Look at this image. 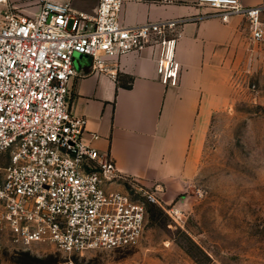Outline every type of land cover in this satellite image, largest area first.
Returning a JSON list of instances; mask_svg holds the SVG:
<instances>
[{"label": "built area", "instance_id": "2783aa9c", "mask_svg": "<svg viewBox=\"0 0 264 264\" xmlns=\"http://www.w3.org/2000/svg\"><path fill=\"white\" fill-rule=\"evenodd\" d=\"M127 1L98 0L88 15L55 0H0V232L11 245L51 244L69 255L133 247L146 204L155 201L82 141L86 119L69 105L74 55L88 56L101 73L109 59L150 47L161 82L174 86L178 30L186 21L239 16L250 41L263 39L264 3L195 0L208 11L128 26L119 18Z\"/></svg>", "mask_w": 264, "mask_h": 264}, {"label": "crops", "instance_id": "0c3cea01", "mask_svg": "<svg viewBox=\"0 0 264 264\" xmlns=\"http://www.w3.org/2000/svg\"><path fill=\"white\" fill-rule=\"evenodd\" d=\"M17 3L33 0H13ZM94 14L98 0H55ZM245 6L264 0H240ZM36 11V5H31ZM208 9L195 0H129L120 10L125 25L196 17ZM245 20H188L179 28V81L165 85L156 72L157 50L147 47L109 59L94 73L91 59L74 55L71 111L86 119L82 141L113 159L119 171L145 187L178 194L195 169L215 111L230 99L244 55ZM246 59L248 53L245 54Z\"/></svg>", "mask_w": 264, "mask_h": 264}, {"label": "rangeland", "instance_id": "374dc122", "mask_svg": "<svg viewBox=\"0 0 264 264\" xmlns=\"http://www.w3.org/2000/svg\"><path fill=\"white\" fill-rule=\"evenodd\" d=\"M244 22L230 99L213 113L180 192L146 187L155 201L136 246L69 255L51 244L11 245L0 232V264H264V34L250 41Z\"/></svg>", "mask_w": 264, "mask_h": 264}, {"label": "water", "instance_id": "95a60500", "mask_svg": "<svg viewBox=\"0 0 264 264\" xmlns=\"http://www.w3.org/2000/svg\"><path fill=\"white\" fill-rule=\"evenodd\" d=\"M79 55V54H78Z\"/></svg>", "mask_w": 264, "mask_h": 264}]
</instances>
